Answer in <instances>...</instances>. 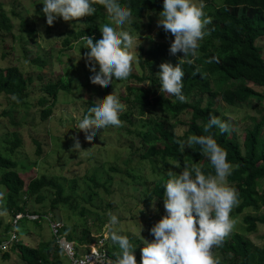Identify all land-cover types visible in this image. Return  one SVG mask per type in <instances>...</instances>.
Here are the masks:
<instances>
[{
  "label": "trees",
  "instance_id": "obj_1",
  "mask_svg": "<svg viewBox=\"0 0 264 264\" xmlns=\"http://www.w3.org/2000/svg\"><path fill=\"white\" fill-rule=\"evenodd\" d=\"M201 1L207 4L212 3V0ZM123 2L131 10V22L126 27L135 37L142 38L145 29L144 20L148 19L147 25L152 26L153 19L158 17V13L162 10V0H123ZM92 6L96 9L93 15L72 20L73 30L66 35L62 42L68 50L81 45L80 38L84 35L93 39L99 38V27L93 22L99 14L104 13V10L99 0H92ZM2 9L3 6L0 3V31L3 29L10 31L9 19ZM209 17H212V22L207 25V34L204 41L199 43L195 55L189 54L187 57H182L183 54L180 52L175 55L170 54V43L164 42L168 37L163 30H159L156 36L160 42L148 49H140L137 61L138 74L134 73L135 65L130 62V74L126 80H134L139 86L129 85L123 96L118 95L121 103L127 104L129 108L120 114L121 120L132 117V115L145 117L148 109L154 113L157 112L155 118L150 116L147 120L146 130L138 134L141 150H133L132 144L129 146L130 157H139L138 164L149 165L153 175L157 176L151 182L153 187H151V183L144 185L140 198L141 204L145 208L151 207L155 201H159L161 208L160 214L149 217L148 229L143 236L148 241L152 240V236L149 234L150 227L165 215L163 181L168 178V173L175 175L181 171L184 164L195 163L204 174H214L210 162L199 152L198 145L184 149L176 142L186 139L189 135L211 134L227 154V160L231 164V175L226 180L228 185L235 189L238 198V203L229 213L230 219L233 220L232 229L236 227L240 219L239 216L243 215L245 211L253 209L258 212L264 207V192L259 194L255 190L262 184L264 185V105L259 106L261 108L260 118L252 119L251 126L245 128L244 134L240 138L233 122L221 114L218 104L214 102L216 99H220L227 106L238 107L248 104L252 100L264 101V94L255 90V88H261L264 91V0H224L222 6L217 7L209 14ZM108 21L111 23L110 20ZM51 28L46 25L49 34L53 33ZM28 33L33 35L35 31ZM78 48L83 52L87 50L82 47ZM180 59L184 73L182 93L186 97L185 103L176 101L170 95L164 94L163 96L159 92V80L156 76L159 71L158 66L162 62L175 65L179 63ZM32 63L37 67L46 65L45 60L41 57L32 60ZM64 79L61 78L55 84L44 86L45 95L37 100L40 115L44 121L51 115L50 109L58 94L61 91H70L71 84ZM30 83H33V78L26 76L18 67H0V96L6 100H13L14 109L19 110L20 107L31 106V103H28L30 102L28 99ZM144 83H149V87L142 86ZM90 90L105 96L111 93L114 88L107 85L100 86L98 90L90 87ZM92 103V101L88 103V108ZM3 113L2 116H5L10 112L3 111ZM87 114L88 109L85 112V115ZM209 115L227 122L230 131L222 134L213 127L209 133H204L203 127ZM181 116H185L187 120L180 122ZM13 136L14 140L11 144L9 146L6 144L0 151V170L3 171L0 175V186L4 187L7 197V213L12 215L13 220L17 214L38 215L40 218L33 223H37L41 219L47 220L46 217L50 216L49 223L63 225L59 233L61 237L68 242L77 244L78 252H84L82 246L92 243L89 238L90 231L84 229L74 236L68 230L72 225L69 222L71 213H68L67 219L69 220L67 221L58 211L60 205L70 206L73 211H76L78 200L73 196H65L64 184L55 178L44 175L31 180L25 186L19 170L27 171L32 168V165L26 164L25 160L28 158L25 157L24 152H21L24 147L22 136L17 133H14ZM37 146L36 153L39 156L42 153V147L40 143H37ZM24 157L25 160H23ZM176 165H180L179 171L174 173ZM112 171H117V168H112ZM126 173L130 174L129 170H126ZM134 180L136 181V178ZM88 181L94 187L110 192L109 181L107 180L105 183L99 181L97 171ZM48 196L53 197L49 211H39L35 210L34 206L31 207L30 203L33 201L41 203ZM84 212L82 209L80 213L83 215ZM141 214L146 215V212L142 210ZM133 220L137 222L135 226L137 230L141 226L140 221ZM22 221L28 220L24 218ZM130 223L135 222L130 221ZM259 225H264V216L246 214L242 219V229L233 234L229 233L219 247L212 249L213 258L218 260L219 264H264V247L253 244L247 237L256 233ZM11 227L14 230L13 221L7 225L8 231L6 228V233L4 232L0 236V244L8 240L12 232H9ZM5 234H9V236L4 237ZM129 241L132 242L131 239ZM136 243L140 246L141 242L137 241ZM12 246L15 250L17 249L24 264H63L64 251L60 248L54 235L51 241L38 242L34 248L22 245L20 241ZM106 248L104 246L102 249L114 260L118 254L117 246L111 242L110 245L106 244ZM133 251L137 264H139V251L137 248ZM2 257L4 260H8L10 254L6 253Z\"/></svg>",
  "mask_w": 264,
  "mask_h": 264
},
{
  "label": "rangeland",
  "instance_id": "obj_2",
  "mask_svg": "<svg viewBox=\"0 0 264 264\" xmlns=\"http://www.w3.org/2000/svg\"><path fill=\"white\" fill-rule=\"evenodd\" d=\"M223 1L212 0L211 4H207L201 0H196V3H203V12L212 22V17H209V14L217 7H221ZM0 3L3 6V13L11 25L10 31L4 29L0 31V67H18L26 76L33 78V83H30L28 88L30 101L28 103H31V106L20 107L17 110L12 106L13 100H6L0 96V151L6 144L8 146L11 144L14 140V133L20 134L24 143V147L20 149L28 158L25 160L24 157L23 160L26 164L32 165V168L27 171L19 170L25 186L31 180L44 175L55 178L64 184L65 196L76 197L78 200L76 211H73L70 206L62 205L58 206V211L63 214L67 221L69 220L67 219L68 213H71L69 222L72 225L68 230L74 236L84 229L90 231L89 238L92 243L82 246L84 252L89 253L93 249L98 250L103 243H105V248L106 244L110 245V229H113L131 239V245L136 247L140 254V249L143 247L141 240L148 229L149 217L160 214L161 208L159 201H155L149 208H145L141 204V191H143L144 185L153 182L157 176L153 175L149 165L138 164L139 157H130L129 146L132 144L133 150H141L138 134L146 130L147 120L150 116L155 118L157 112L154 113L148 109L146 116L142 118L133 115L127 119L121 120L119 118L121 123L118 127L109 126L104 130H98L92 140H86L84 133L75 126L78 125L79 119L85 115L88 103L93 102L97 97H103V94L93 93L90 90V87L98 90L100 85L93 84L89 80L91 73L86 67L85 52L78 48H81L82 44L72 50H68L62 44L66 35L73 30L72 21L65 22L58 18L53 23L54 27L51 25L53 33L49 34L48 29H46L47 24L43 19L44 16L41 13L42 0H0ZM157 20L158 17L153 19L151 27L147 25L148 19L144 20V35L142 38L135 37L134 45L130 49L129 54L132 57L130 62L135 65L134 73L136 74L139 73L137 61L140 49H148L160 42L156 34L163 29L157 26ZM93 23L99 27V24L110 22L103 13L99 14ZM207 27L206 25L205 28ZM29 31H35V33L30 35ZM166 35L168 38L164 42L170 43L174 37L171 34L166 33ZM204 39L205 35L199 43L203 42ZM136 45L138 46L136 47ZM38 57L45 60V67H37L32 63V60L34 61ZM61 78L70 82V91H61L58 94L50 109L51 115L44 121L40 115L37 100L45 95L44 86L51 83L55 84ZM129 85L139 86L136 81H127L126 79L114 80L109 84L120 96L124 95L125 89ZM142 86L148 88L149 83H144ZM249 86L253 87L252 85ZM255 90L264 94L261 88H255ZM166 95L168 96V94ZM214 102L218 104L221 114L233 122L240 138H242L245 128L251 126L252 119L260 118V107L264 105V101L258 102L256 100L238 107L227 106L220 99H216ZM124 105L123 113L129 109L127 104ZM3 111L10 113L2 116ZM179 120L184 122L187 118L181 116ZM73 136L80 141L81 149L79 152L69 151L73 143ZM36 142L40 143L42 147V153L39 156L36 153L38 148ZM99 166L100 169L97 168ZM112 168H117V171H112ZM126 170H129L130 174H127ZM96 171L99 181L102 183L109 181L110 192H105V190L96 188L89 183L88 180ZM177 171L179 168L174 166L173 172L176 173ZM2 173L3 171L0 170V175ZM152 185L151 183V187H153ZM3 188L0 186V236L4 234L7 225L13 221L12 215L7 213V197ZM255 190L262 194L264 185L262 184ZM52 198V196H48L43 202L33 201L30 205L31 207L34 206L35 210L49 211ZM82 209L85 211L83 215L80 213ZM142 210L146 212V215L141 214ZM246 214L262 217L264 216V207L258 212L253 209L245 211L243 215L239 216L240 219L236 227L231 229L230 234L242 229V219ZM110 215L117 216V225H109L108 218ZM133 219L140 221L141 226L137 230L135 229L137 222ZM130 221L135 223H130ZM231 221L233 222V220ZM12 230L13 227L9 232ZM17 232L20 243L33 248L38 245V240L44 242L53 239L50 223L43 219L37 223L29 220L28 222L23 221L18 224ZM8 236L9 234H5L4 237ZM247 237L253 244L264 247V225H259L258 231ZM137 241L141 242L140 246L137 245ZM5 250H0V264H24L17 249L15 250L9 245ZM6 253L10 254L8 260H4L2 257ZM62 260L63 264H71L65 253Z\"/></svg>",
  "mask_w": 264,
  "mask_h": 264
},
{
  "label": "clouds",
  "instance_id": "obj_3",
  "mask_svg": "<svg viewBox=\"0 0 264 264\" xmlns=\"http://www.w3.org/2000/svg\"><path fill=\"white\" fill-rule=\"evenodd\" d=\"M99 3L111 23L99 24L98 39L84 35L80 40L82 48L87 49L84 57L91 73L90 82L107 86L114 80L122 81L129 76L132 59L129 53L136 38L126 27L131 22V10L123 0H99ZM41 4V13L49 26L58 18L69 22L91 16L96 11L92 0H42ZM209 23L210 18L203 12L202 2L162 0L157 26L174 37L169 46L172 55L177 52L182 53V57L195 55L199 41L207 34L205 26ZM158 67L159 92L185 103L181 59L175 65L162 62ZM123 111L124 105L114 89L103 97L95 98L88 114L80 118L75 127L84 133L86 140H92L98 130L118 127ZM213 127L222 134L230 131L227 122L209 115L203 132L209 133ZM72 139L69 151L79 152V139L75 136ZM176 142L184 149L198 145L199 152L210 162L214 174H204L195 163L184 164L175 175L168 173V178L163 181L165 215L150 227L152 240H141L143 247L140 249L139 264H219L213 258L212 249L219 247L231 231L233 222L229 213L238 203L235 189L226 180L231 175V164L226 152L211 134L189 135ZM108 223L117 225V216L110 215ZM110 240L118 248L111 264H137L133 251L136 247L131 245L127 236L110 229Z\"/></svg>",
  "mask_w": 264,
  "mask_h": 264
},
{
  "label": "built area",
  "instance_id": "obj_4",
  "mask_svg": "<svg viewBox=\"0 0 264 264\" xmlns=\"http://www.w3.org/2000/svg\"><path fill=\"white\" fill-rule=\"evenodd\" d=\"M27 218L29 221H37L40 217L38 215H30V214H17L15 219L13 220L14 230L10 233V236L7 241H4L0 244V250L6 251L5 249L14 243H18L19 235L17 233V226L21 220ZM48 221L50 216L46 217ZM62 224L60 223H51L50 228L52 230L53 235L57 238L59 246L63 249L66 257L70 260L71 264H111L112 258L107 255V252L102 249L104 248L105 243L101 244L100 249H93L92 252H84L80 253L77 251L76 247H78L75 243L68 242L65 238L61 237L59 234L62 228Z\"/></svg>",
  "mask_w": 264,
  "mask_h": 264
},
{
  "label": "crops",
  "instance_id": "obj_5",
  "mask_svg": "<svg viewBox=\"0 0 264 264\" xmlns=\"http://www.w3.org/2000/svg\"><path fill=\"white\" fill-rule=\"evenodd\" d=\"M38 242H41L40 240H38ZM44 242H49V241H47V240H45ZM38 244V243H37Z\"/></svg>",
  "mask_w": 264,
  "mask_h": 264
}]
</instances>
